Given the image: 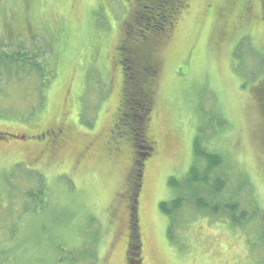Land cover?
I'll return each mask as SVG.
<instances>
[{
  "label": "rangeland",
  "instance_id": "rangeland-1",
  "mask_svg": "<svg viewBox=\"0 0 264 264\" xmlns=\"http://www.w3.org/2000/svg\"><path fill=\"white\" fill-rule=\"evenodd\" d=\"M161 2L189 9L138 42ZM263 15L264 0H0V256L127 264L136 246L137 264H264ZM127 38L151 77L138 178L130 135L108 138L140 111L115 55Z\"/></svg>",
  "mask_w": 264,
  "mask_h": 264
},
{
  "label": "trees",
  "instance_id": "trees-1",
  "mask_svg": "<svg viewBox=\"0 0 264 264\" xmlns=\"http://www.w3.org/2000/svg\"><path fill=\"white\" fill-rule=\"evenodd\" d=\"M171 11V9H170ZM166 11H165V7L163 6V3H159L158 5L156 6H153L151 9H150V12H149V15L151 17V19L149 20H154V22L149 26L148 23H144V21H147L146 17L144 19H142V23L140 21H136V24L134 27H132V31L130 30L129 33L132 35H134L136 38V40L138 39V42L141 41V40H148L149 36L150 37H155L157 33H161L163 30L165 31V25L167 24V17H166ZM157 15H158V18H157ZM149 17V18H150ZM141 19V18H140ZM165 20H166V23H165ZM164 21V22H163ZM141 24V25H140ZM164 26V28H163ZM128 33V34H129ZM127 42L125 44H123V46L121 45V47H118L117 51H116V57H117V66L118 67H121L122 68V73H121V80L123 81V83H130L131 86L129 88V91L124 94V90L123 89V96L126 97H129V100L132 101V102H137L139 103L138 104V110L140 109V111L137 113V116H133V113H129L128 116L126 117L125 114H121V120H125L123 118H126L129 120V130L131 131V140H132V144H133V148L136 149L134 152H135V155H141V157H137L136 159V166H135V175H137V178L139 177L138 176V173L140 172V168L142 167L143 165V158L142 156L143 155H146L145 153H140L138 152L137 149H140L138 145H136V141H135V137H136V134L134 133V129L140 131L141 135H142V124H143V121L145 120V116L148 114L149 112V109H150V102H151V98L149 96V94H146L144 93V87L143 86H140L138 81L140 80H143L142 77H144V81L146 82L147 80L150 81V75L148 79H146V77L143 74H145L146 72L143 71V72H139V69H140V62H139V59H138V54L136 53L137 51H140L141 48H140V45L138 44H133L130 43V40L129 38L126 39ZM2 61L5 63L6 60L8 59L9 61L12 59V58H15V57H10L8 56L7 54H3L2 56ZM22 59V58H21ZM21 59L19 58V60H14L16 62H19L21 61ZM25 60V59H24ZM28 61V59H27ZM26 62V60H25ZM141 65V64H140ZM141 73V75H140ZM137 85V89L138 92H133L134 90V86ZM136 95V96H135ZM132 98H134V101L132 100ZM126 99H125V104H124V99H123V106L126 107L127 104H126ZM137 109H135V112H136ZM130 117V118H129ZM138 119L136 121V119ZM142 122V124H141ZM126 124H122L121 126H124ZM140 129V130H139ZM139 133V134H140ZM146 141V140H145ZM146 144V150L147 152H150L151 150H153V148L151 147V145L147 142H144ZM145 147V146H144ZM143 147V148H144ZM197 144L195 143V146H194V150H195V153H197ZM149 154V153H148ZM199 155H203V153H200ZM204 156V155H203ZM206 159L209 163L208 167H207V172H210L212 171L214 168H216L219 164H218V159L217 157L215 156L214 157H211V156H206ZM194 168L192 167L190 169V179L192 182H195L196 181V178L194 177ZM218 183V182H216ZM169 184L171 186V189H173L175 187L174 185V181L173 180H169ZM137 184H135V186L132 187V191H136V188H137ZM220 189H217L215 190L216 193L219 192ZM134 193H131V200H133V194ZM40 204V202H38ZM41 205V204H40ZM131 205V203H130ZM198 205L202 208H206L208 207L207 204H203L201 202L198 203ZM180 206V203L179 201H177L176 199L170 201L169 203L168 202H161L160 205H159V208L161 210L162 213H165L167 215V217L170 218V216L176 212V210L179 208ZM227 208H229L231 211H233L230 207L227 206ZM231 221L233 224L235 225H243L246 221H247V218L244 214H241L239 218H235V217H232L231 218ZM133 246V244H132ZM136 247V246H134ZM133 247V251H131V256L130 258L128 259V263L127 264H137L138 263V259L136 260L135 256H136V252ZM9 255V254H7ZM8 259L9 257L8 256H0V264H8ZM59 260L60 262L62 261L61 259H57ZM12 261V257L10 259V263ZM15 262V259L12 261V264H14Z\"/></svg>",
  "mask_w": 264,
  "mask_h": 264
},
{
  "label": "flooded vegetation",
  "instance_id": "flooded-vegetation-1",
  "mask_svg": "<svg viewBox=\"0 0 264 264\" xmlns=\"http://www.w3.org/2000/svg\"><path fill=\"white\" fill-rule=\"evenodd\" d=\"M184 3V2H183ZM188 4V3H187ZM187 4H185V5H180V8L182 7V11H180V13L179 12H177L176 13V16H174V18L171 16V18H170V15L168 14V12H167V15H166V17L169 19L170 18V20L172 21V23L171 22H169V20H167V25H172L173 24V26H174V23H173V21H174V19L176 20L177 18H179L183 13H186L187 11H188V9H189V5H187ZM175 5V4H174ZM152 8V7H151ZM150 8V9H151ZM170 10V9H169ZM168 10V11H169ZM157 18H158V15H157ZM164 22V21H163ZM165 23H166V20H165ZM173 26H172V28H173ZM263 26H264V15H263ZM118 49V48H117ZM117 49H116V51H117ZM116 55V54H115ZM117 56V55H116ZM120 68V73H122V68L121 67H119ZM150 105V104H149ZM150 110V109H149ZM149 113V112H148ZM120 119V118H119ZM146 119V118H145ZM124 123V121L123 122H121V123H119L118 124V126H117V128L118 127H120L122 124ZM121 127H123V126H121ZM61 134H62V132L61 131H57V132H55V135H54V137H50V139H47L45 142H42V143H40L41 145H43V144H45L49 149H53V148H55L57 145H58V143L61 141ZM123 135V134H129L130 135V137H131V131L129 130V124H126L121 130H120V132H115V130H114V128L112 127V129L110 130V133H109V135H108V138L110 139H112L113 141H114V139H116L117 137H119V135ZM121 135V136H122ZM43 137V136H42ZM41 138V137H40ZM39 144V145H40ZM152 146L154 147L155 146V143L153 142L152 143ZM130 245V244H129ZM131 248V247H130ZM130 256H131V253H129L128 252V256H127V259H129L130 258Z\"/></svg>",
  "mask_w": 264,
  "mask_h": 264
}]
</instances>
